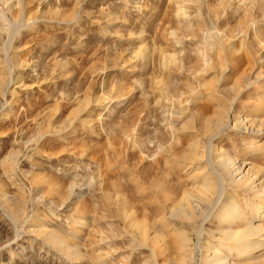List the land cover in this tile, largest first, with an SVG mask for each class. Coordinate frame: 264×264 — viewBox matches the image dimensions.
<instances>
[{
	"label": "rangeland",
	"instance_id": "rangeland-1",
	"mask_svg": "<svg viewBox=\"0 0 264 264\" xmlns=\"http://www.w3.org/2000/svg\"><path fill=\"white\" fill-rule=\"evenodd\" d=\"M223 154L264 188V0H0V264H264Z\"/></svg>",
	"mask_w": 264,
	"mask_h": 264
},
{
	"label": "bare ground",
	"instance_id": "bare-ground-1",
	"mask_svg": "<svg viewBox=\"0 0 264 264\" xmlns=\"http://www.w3.org/2000/svg\"><path fill=\"white\" fill-rule=\"evenodd\" d=\"M248 122V121H247ZM242 123V122H241ZM235 127V126H234ZM253 143V142H252ZM254 144V143H253ZM222 156V157H221ZM219 157H221L218 161L216 159L218 163L216 166L219 167L220 169V173L225 175V178L227 177L228 179V185L230 186H234L243 191L249 192V193H256L255 195L258 196V190L260 191V193L264 192V188L261 187V181H259V177H257V174H255L256 172L260 173L262 171V169L260 170H255V173H250L249 170H246V172L240 168V166H238L236 163L233 162V160H230V158L223 154ZM218 158V157H217ZM217 167V168H218ZM223 178V176H222ZM205 181H207L204 183L206 188H203V194L204 193H209L210 188L209 187V182L207 179H205ZM204 182V181H203ZM260 184V186H259ZM227 187V186H226ZM215 189V188H214ZM238 189V190H239ZM202 193V191H201ZM259 193V195H260ZM205 195V194H204ZM254 195V196H255ZM203 196V195H202ZM255 196V197H256ZM263 197V194L261 195ZM204 198V197H203ZM202 198V200H203ZM206 198V197H205ZM259 198V197H258ZM264 200V198H261ZM260 199V200H261ZM230 201V200H229ZM218 202V201H217ZM226 203V202H225ZM258 205V204H257ZM226 207V206H224ZM223 207V208H224ZM238 205L236 204H229L228 207L223 211H221V216H223V218H227V219H232L234 218L235 220H242L244 222L243 225L244 228L238 232V231H222L224 233V239L226 240H230L228 243H230L231 248L236 250L238 252V254H244L245 256L247 255H251L253 252H257V250L260 251L261 248H263L264 246V236H259L261 234L258 235V233H260L259 231L262 229H258L257 226L252 224V220H248V218L246 217H241L237 212ZM177 211V210H176ZM263 212V211H262ZM246 213V212H245ZM177 214V212H176ZM254 214V213H253ZM219 216V215H218ZM244 216V214H243ZM252 216V215H251ZM225 218V219H226ZM255 218H263V214L258 213ZM234 220V222H235ZM237 222V221H236ZM239 223V222H238ZM235 224V223H232ZM241 224V223H240ZM233 226V225H232ZM241 226V225H240ZM239 228V227H238ZM233 229V228H232ZM230 230V229H229ZM52 236V235H51ZM256 236H259L260 239L259 241H261V243H256L255 241L252 242V240H254V238ZM258 238V237H257ZM55 240V239H54ZM222 245V244H220ZM219 245V246H220ZM225 245V243H224ZM226 246V245H225ZM263 253V252H262ZM254 255V254H253ZM263 259V258H262ZM255 260V259H254ZM253 262V261H252ZM261 262V261H260ZM261 264V263H260Z\"/></svg>",
	"mask_w": 264,
	"mask_h": 264
}]
</instances>
